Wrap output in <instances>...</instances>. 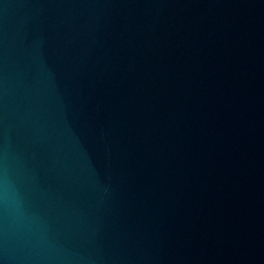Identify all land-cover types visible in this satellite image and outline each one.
I'll return each mask as SVG.
<instances>
[{
    "label": "water",
    "instance_id": "obj_1",
    "mask_svg": "<svg viewBox=\"0 0 264 264\" xmlns=\"http://www.w3.org/2000/svg\"><path fill=\"white\" fill-rule=\"evenodd\" d=\"M0 264H264V0H0Z\"/></svg>",
    "mask_w": 264,
    "mask_h": 264
}]
</instances>
